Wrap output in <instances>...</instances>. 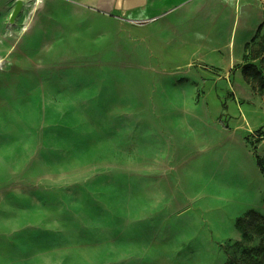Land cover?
<instances>
[{
    "label": "rangeland",
    "instance_id": "rangeland-1",
    "mask_svg": "<svg viewBox=\"0 0 264 264\" xmlns=\"http://www.w3.org/2000/svg\"><path fill=\"white\" fill-rule=\"evenodd\" d=\"M16 4L0 0V264H264V92L242 74L264 57L174 75L119 22L51 2L35 26ZM191 95L215 127L191 129L174 104Z\"/></svg>",
    "mask_w": 264,
    "mask_h": 264
},
{
    "label": "crops",
    "instance_id": "crops-1",
    "mask_svg": "<svg viewBox=\"0 0 264 264\" xmlns=\"http://www.w3.org/2000/svg\"><path fill=\"white\" fill-rule=\"evenodd\" d=\"M19 2L22 8L16 19L35 16V26L48 19L49 16L40 15L52 2L132 28L149 44L152 54L173 61L176 67L170 73L179 76L197 73L189 67L192 62L201 64L203 72L224 73L243 61L246 47L260 24L263 4V0H17L13 11ZM147 31L148 38L142 39ZM182 80L186 81L177 79L181 83ZM197 82L188 83L194 86ZM197 88L198 85L195 92ZM196 96L175 98L174 104L189 109V123L194 122L192 130L198 132L199 123L201 129L215 127L211 117L198 116Z\"/></svg>",
    "mask_w": 264,
    "mask_h": 264
},
{
    "label": "trees",
    "instance_id": "trees-1",
    "mask_svg": "<svg viewBox=\"0 0 264 264\" xmlns=\"http://www.w3.org/2000/svg\"><path fill=\"white\" fill-rule=\"evenodd\" d=\"M261 30H262V26H260L254 42L258 40L259 38L258 34H260ZM246 49H247V54L245 55L244 60L248 59V55L251 50L255 53L256 59L264 57L263 40L259 41L258 43L248 44ZM242 74L246 83L249 84L257 93L264 92V73L260 68H258L256 65L253 64H246L243 67ZM259 166H261V162L259 163ZM259 254L264 256V248L259 252Z\"/></svg>",
    "mask_w": 264,
    "mask_h": 264
},
{
    "label": "water",
    "instance_id": "water-1",
    "mask_svg": "<svg viewBox=\"0 0 264 264\" xmlns=\"http://www.w3.org/2000/svg\"><path fill=\"white\" fill-rule=\"evenodd\" d=\"M21 8H22V3L19 2L18 5L16 6L15 10L12 13V18H11L12 21H15L16 17L18 16V14L21 11Z\"/></svg>",
    "mask_w": 264,
    "mask_h": 264
},
{
    "label": "bare ground",
    "instance_id": "bare-ground-1",
    "mask_svg": "<svg viewBox=\"0 0 264 264\" xmlns=\"http://www.w3.org/2000/svg\"><path fill=\"white\" fill-rule=\"evenodd\" d=\"M26 30V28H24V31ZM2 63V61L0 60V64Z\"/></svg>",
    "mask_w": 264,
    "mask_h": 264
}]
</instances>
